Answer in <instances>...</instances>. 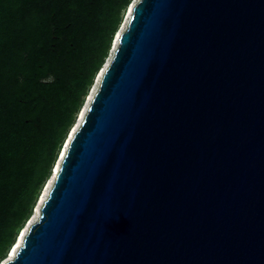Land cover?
<instances>
[{
    "label": "water",
    "instance_id": "water-1",
    "mask_svg": "<svg viewBox=\"0 0 264 264\" xmlns=\"http://www.w3.org/2000/svg\"><path fill=\"white\" fill-rule=\"evenodd\" d=\"M130 5L1 263L264 264V0Z\"/></svg>",
    "mask_w": 264,
    "mask_h": 264
},
{
    "label": "trees",
    "instance_id": "trees-1",
    "mask_svg": "<svg viewBox=\"0 0 264 264\" xmlns=\"http://www.w3.org/2000/svg\"><path fill=\"white\" fill-rule=\"evenodd\" d=\"M131 2L0 0V263L30 220Z\"/></svg>",
    "mask_w": 264,
    "mask_h": 264
},
{
    "label": "bare ground",
    "instance_id": "bare-ground-1",
    "mask_svg": "<svg viewBox=\"0 0 264 264\" xmlns=\"http://www.w3.org/2000/svg\"><path fill=\"white\" fill-rule=\"evenodd\" d=\"M134 1H135V0H134ZM130 8H131V5L129 6L128 13H127V15H126V17H125V20H124V23H125V24H126V22H127V21H126V18L128 19L129 15H130ZM125 21H126V22H125ZM124 23H123V24H124ZM123 24L121 25V28H122ZM125 24H124V26H125ZM124 26H123L122 29L120 28L119 31H122V30L124 29ZM117 35H118V33H117ZM115 46H116V41H114V46H113V47L115 48ZM114 48H113V49H114ZM112 51H113V50H111V53H112ZM107 61H109V60H107ZM107 61H106V64L104 65L103 69L106 68V66H107ZM103 69L99 72V75H98V77H97V79H96L97 83L95 82V85H94L95 88H94V86H93L94 89L92 88L91 93H90V95L88 96L89 98L87 97V103H86L85 106H84L85 108L83 107L81 113L79 114V118H78V120H77V124L74 126V128H73V129L71 130V132L69 133V136H68V138H67V140H66V142H65V145H66V146H67V142H68V140L71 138L72 134L76 131V129H77L79 123L82 121V117H83L84 112H85V110H86V108H87V105L89 104V101H90V99L92 98V95H93V93H94V91H95V89H96V87H97V85H98V83H99V79H100V77H101V75H102V73H103ZM65 145H64V146H65ZM66 146L62 149V152H61V155H60V158H61V159H62V156H63V154H64V152H65ZM59 161H60V160H59ZM59 161L56 162V165H55V167H54L53 175H52V177L50 178V180L48 181V183H47L45 189L43 190L42 195L40 196V199H39L38 205H37V207H36L35 215L31 217V219L27 222L26 227L21 231V233H20V235H19V237H18V241H17V243L15 244V246L13 247V249L11 250V253H10V255H9V259H12V258H13L14 253H15L17 247L21 245V243H22V238H23V235H24L26 229L29 227V225H30L31 223H33V222L36 220V218H37V213H38V209H39V207L41 206V204H42L43 200L45 199V197L47 196L48 190H49V188H50V186H51V183H52V181H53V179H54V176L56 175V172H57V169H58ZM1 264H2V263H1Z\"/></svg>",
    "mask_w": 264,
    "mask_h": 264
},
{
    "label": "rangeland",
    "instance_id": "rangeland-1",
    "mask_svg": "<svg viewBox=\"0 0 264 264\" xmlns=\"http://www.w3.org/2000/svg\"><path fill=\"white\" fill-rule=\"evenodd\" d=\"M135 1H136V0H135ZM126 21H127V18H126ZM126 21H125V22H126ZM124 24H125V23H124ZM124 24H123V26H124ZM123 26H122V28H123ZM122 28H121V29H122ZM110 55H111V52H110ZM107 60H109V59H107ZM107 60H106V61H107ZM108 62H109V61H107V63H108ZM96 83H97V81H96ZM94 88H95V86H94ZM94 88H93V89H94ZM88 98H89V97H88ZM84 108H85V107H84ZM65 146H66V145H65ZM65 146H64V147H65ZM26 225H27V224H26ZM25 227H26V226H25Z\"/></svg>",
    "mask_w": 264,
    "mask_h": 264
}]
</instances>
